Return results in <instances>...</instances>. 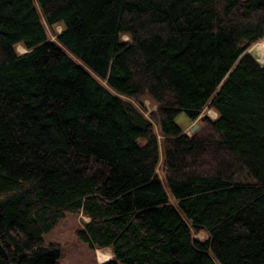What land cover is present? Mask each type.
Returning <instances> with one entry per match:
<instances>
[{"label": "trees", "instance_id": "16d2710c", "mask_svg": "<svg viewBox=\"0 0 264 264\" xmlns=\"http://www.w3.org/2000/svg\"><path fill=\"white\" fill-rule=\"evenodd\" d=\"M263 38L264 0H0V264L65 213L105 264H264Z\"/></svg>", "mask_w": 264, "mask_h": 264}, {"label": "rangeland", "instance_id": "374dc122", "mask_svg": "<svg viewBox=\"0 0 264 264\" xmlns=\"http://www.w3.org/2000/svg\"><path fill=\"white\" fill-rule=\"evenodd\" d=\"M60 26H54V31L58 32ZM50 38L51 35H49ZM122 39H127L122 36ZM264 42V38L251 43L243 52L248 53L253 60L258 64L264 63V46L260 43ZM15 52L20 54L24 52V48L20 45L15 46ZM143 105L146 108L144 114L146 115L154 107L147 99L143 100ZM206 116L210 119L215 118L216 114L212 109L203 108L199 117ZM198 117V118H199ZM196 120L190 121L184 112H179L174 117V122L178 128L190 135V122L197 124ZM157 175L159 176L158 172ZM87 219L79 214L65 213L64 217L47 233L42 235L45 242H54L59 246V255L55 264H105L111 260L109 250L90 248L87 243L80 240L76 234V230L80 227L82 222H86ZM195 240H202L203 234L198 233L192 235ZM98 257V258H97ZM119 264V263H116Z\"/></svg>", "mask_w": 264, "mask_h": 264}, {"label": "water", "instance_id": "95a60500", "mask_svg": "<svg viewBox=\"0 0 264 264\" xmlns=\"http://www.w3.org/2000/svg\"><path fill=\"white\" fill-rule=\"evenodd\" d=\"M222 82H223V79H222V81L219 82L217 88H219V86L222 84ZM196 128H197V124L193 123L192 126H191V131H194Z\"/></svg>", "mask_w": 264, "mask_h": 264}, {"label": "crops", "instance_id": "0c3cea01", "mask_svg": "<svg viewBox=\"0 0 264 264\" xmlns=\"http://www.w3.org/2000/svg\"><path fill=\"white\" fill-rule=\"evenodd\" d=\"M192 124V122H190V124L189 125H191ZM97 250V249H96ZM103 249H101V251H102ZM108 250V249H107ZM109 254H110V252H109ZM98 258V257H97ZM110 258H111V254H110Z\"/></svg>", "mask_w": 264, "mask_h": 264}, {"label": "bare ground", "instance_id": "6f19581e", "mask_svg": "<svg viewBox=\"0 0 264 264\" xmlns=\"http://www.w3.org/2000/svg\"><path fill=\"white\" fill-rule=\"evenodd\" d=\"M262 46H264V42L263 43H260Z\"/></svg>", "mask_w": 264, "mask_h": 264}, {"label": "built area", "instance_id": "2783aa9c", "mask_svg": "<svg viewBox=\"0 0 264 264\" xmlns=\"http://www.w3.org/2000/svg\"><path fill=\"white\" fill-rule=\"evenodd\" d=\"M258 65H260V64L258 63Z\"/></svg>", "mask_w": 264, "mask_h": 264}]
</instances>
